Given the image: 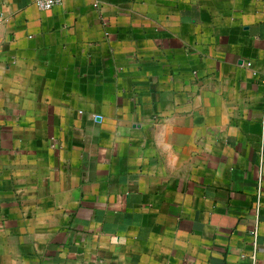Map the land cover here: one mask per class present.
I'll return each instance as SVG.
<instances>
[{
    "label": "crops",
    "instance_id": "obj_1",
    "mask_svg": "<svg viewBox=\"0 0 264 264\" xmlns=\"http://www.w3.org/2000/svg\"><path fill=\"white\" fill-rule=\"evenodd\" d=\"M0 264H264V0H0Z\"/></svg>",
    "mask_w": 264,
    "mask_h": 264
},
{
    "label": "built area",
    "instance_id": "obj_2",
    "mask_svg": "<svg viewBox=\"0 0 264 264\" xmlns=\"http://www.w3.org/2000/svg\"><path fill=\"white\" fill-rule=\"evenodd\" d=\"M36 5L41 9H49L62 2V0H34ZM97 117H99L97 115Z\"/></svg>",
    "mask_w": 264,
    "mask_h": 264
}]
</instances>
